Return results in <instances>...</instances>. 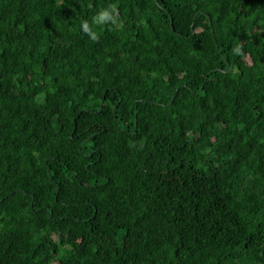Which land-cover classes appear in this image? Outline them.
<instances>
[{
    "label": "trees",
    "instance_id": "obj_1",
    "mask_svg": "<svg viewBox=\"0 0 264 264\" xmlns=\"http://www.w3.org/2000/svg\"><path fill=\"white\" fill-rule=\"evenodd\" d=\"M0 264H264V0H0Z\"/></svg>",
    "mask_w": 264,
    "mask_h": 264
},
{
    "label": "clouds",
    "instance_id": "obj_2",
    "mask_svg": "<svg viewBox=\"0 0 264 264\" xmlns=\"http://www.w3.org/2000/svg\"><path fill=\"white\" fill-rule=\"evenodd\" d=\"M111 24L116 28H119L122 24L120 20L119 9L115 3L109 4L105 8H101L91 20V24L89 21L85 20L82 22V31L90 38L93 42H99L100 35L94 30V26H103ZM239 52V49H236Z\"/></svg>",
    "mask_w": 264,
    "mask_h": 264
}]
</instances>
